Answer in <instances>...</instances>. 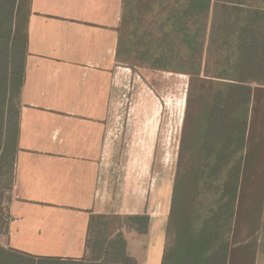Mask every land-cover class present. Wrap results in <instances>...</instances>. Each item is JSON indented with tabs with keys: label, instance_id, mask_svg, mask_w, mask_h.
<instances>
[{
	"label": "trees",
	"instance_id": "obj_1",
	"mask_svg": "<svg viewBox=\"0 0 264 264\" xmlns=\"http://www.w3.org/2000/svg\"><path fill=\"white\" fill-rule=\"evenodd\" d=\"M30 5L0 0V234L10 230ZM118 54L133 69L190 77L195 111L177 162L162 264H262L264 0H123ZM149 222L96 215L85 258L8 254L0 264H139L124 228L146 234Z\"/></svg>",
	"mask_w": 264,
	"mask_h": 264
},
{
	"label": "crops",
	"instance_id": "obj_2",
	"mask_svg": "<svg viewBox=\"0 0 264 264\" xmlns=\"http://www.w3.org/2000/svg\"><path fill=\"white\" fill-rule=\"evenodd\" d=\"M30 8L11 222L0 234V263L3 255L27 254L15 240L26 243L18 235L34 234L46 221L66 226L71 245L60 258L81 260L93 216L148 215L146 234L124 228L128 252L139 264H162L170 211L166 218L162 206L153 212L141 188L106 166L110 103L121 69L130 68L118 54L123 0H31Z\"/></svg>",
	"mask_w": 264,
	"mask_h": 264
},
{
	"label": "rangeland",
	"instance_id": "obj_3",
	"mask_svg": "<svg viewBox=\"0 0 264 264\" xmlns=\"http://www.w3.org/2000/svg\"><path fill=\"white\" fill-rule=\"evenodd\" d=\"M118 81L107 122L106 166L118 168L130 186L141 188L153 212L162 206L161 214L166 218L180 149L194 117L195 106L189 99L190 77L123 67ZM65 228L53 221L40 223L34 234H19L27 242L15 240L16 247L32 257L60 258L71 245Z\"/></svg>",
	"mask_w": 264,
	"mask_h": 264
}]
</instances>
